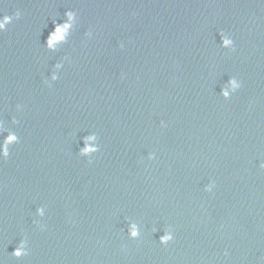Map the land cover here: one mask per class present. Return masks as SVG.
<instances>
[{
  "label": "water",
  "instance_id": "obj_1",
  "mask_svg": "<svg viewBox=\"0 0 264 264\" xmlns=\"http://www.w3.org/2000/svg\"><path fill=\"white\" fill-rule=\"evenodd\" d=\"M0 23V264H264V0Z\"/></svg>",
  "mask_w": 264,
  "mask_h": 264
},
{
  "label": "clouds",
  "instance_id": "obj_2",
  "mask_svg": "<svg viewBox=\"0 0 264 264\" xmlns=\"http://www.w3.org/2000/svg\"><path fill=\"white\" fill-rule=\"evenodd\" d=\"M4 22H7V17H5ZM68 26H69L68 24H64L62 27H57L56 30H55V33H54V34L50 37V39H49V44H51L53 40L60 39L61 33H62V32L68 27ZM2 27H3V23H0V28H2ZM13 139H14L13 136H11V135L8 136L7 139L5 140V144H7L8 142L12 141ZM4 154L7 155V151H6V150H5V153H4ZM132 235L135 236V235H136V232L133 231V232H132ZM168 239H170L169 236H164V237L162 238V242H163V241H166V240H168ZM14 254H15V255H19L20 253L17 252V253H14Z\"/></svg>",
  "mask_w": 264,
  "mask_h": 264
}]
</instances>
